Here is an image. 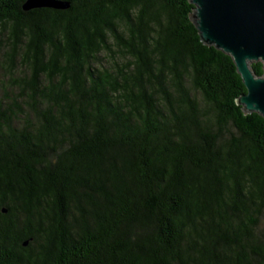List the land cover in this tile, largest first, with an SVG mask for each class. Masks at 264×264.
<instances>
[{
  "label": "trees",
  "instance_id": "16d2710c",
  "mask_svg": "<svg viewBox=\"0 0 264 264\" xmlns=\"http://www.w3.org/2000/svg\"><path fill=\"white\" fill-rule=\"evenodd\" d=\"M25 1L0 0V264H264V118L190 1Z\"/></svg>",
  "mask_w": 264,
  "mask_h": 264
},
{
  "label": "water",
  "instance_id": "95a60500",
  "mask_svg": "<svg viewBox=\"0 0 264 264\" xmlns=\"http://www.w3.org/2000/svg\"><path fill=\"white\" fill-rule=\"evenodd\" d=\"M194 6L192 22L206 46L230 56L241 76L246 93L237 104L246 114L264 118V74L258 76L252 64L264 69V0H189ZM61 0H26L24 11L50 8L65 10Z\"/></svg>",
  "mask_w": 264,
  "mask_h": 264
}]
</instances>
